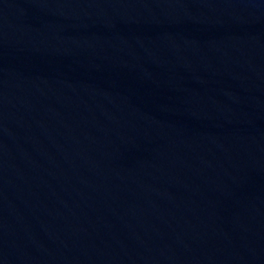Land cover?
Returning a JSON list of instances; mask_svg holds the SVG:
<instances>
[{"label": "water", "instance_id": "95a60500", "mask_svg": "<svg viewBox=\"0 0 264 264\" xmlns=\"http://www.w3.org/2000/svg\"><path fill=\"white\" fill-rule=\"evenodd\" d=\"M0 264H264V0H0Z\"/></svg>", "mask_w": 264, "mask_h": 264}]
</instances>
